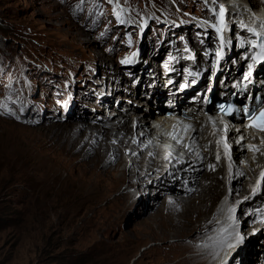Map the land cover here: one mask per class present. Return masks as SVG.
Segmentation results:
<instances>
[{
  "label": "rangeland",
  "instance_id": "1",
  "mask_svg": "<svg viewBox=\"0 0 264 264\" xmlns=\"http://www.w3.org/2000/svg\"><path fill=\"white\" fill-rule=\"evenodd\" d=\"M191 1L200 5L193 6ZM236 2L251 6L257 15L263 13L251 0H0V25L6 28H0V264H160V256L176 251L172 246L180 241L138 240L133 231L136 221L126 225L142 194L129 201L123 217L114 226L106 225V215L99 211L108 206L106 201L97 205L80 203L74 198L61 200L44 178L30 170L34 146L30 138L13 132L40 131L49 124L41 122L44 117L48 120L53 115H63L76 105L102 111L104 105L90 95H105L107 88L100 87L111 76L124 74L134 79L138 69L135 74L124 71L128 65L134 66L135 54L144 50L146 43L153 41L157 47L162 46V34L171 28L168 22L175 28L167 47H173V40L182 41L188 26L196 36L207 39L202 27L213 20L204 15L219 12L221 5L227 11ZM238 28L246 30L243 24ZM211 29L215 30L212 26ZM79 32L86 37L78 36ZM146 35L145 40L141 39ZM216 35L219 36L217 32L212 36ZM99 55L112 62L104 67ZM125 60L129 64L122 62ZM183 64L178 61L179 78L183 76ZM142 67L147 68L146 61ZM150 74L152 80H161L158 70L152 69ZM78 89L85 101L77 98L76 104ZM124 93L128 94L127 89ZM122 101L115 99L114 104ZM114 117L117 116L109 119ZM82 121L76 116L73 125ZM145 188L147 194H154L153 186H146L145 182ZM134 190L131 189L135 193ZM250 227L251 224L241 234L244 241L236 247L232 254L235 259L229 264H240L236 255L264 236V226ZM149 248L159 252L143 256ZM255 256L257 264H264V252Z\"/></svg>",
  "mask_w": 264,
  "mask_h": 264
},
{
  "label": "bare ground",
  "instance_id": "2",
  "mask_svg": "<svg viewBox=\"0 0 264 264\" xmlns=\"http://www.w3.org/2000/svg\"><path fill=\"white\" fill-rule=\"evenodd\" d=\"M251 1L254 7L259 10L260 4L264 7V0ZM190 3L193 6L200 5L196 2L194 5L192 1ZM211 7L213 8V6ZM262 12V15H257L247 4L231 3L227 11H224L226 27L222 32L217 31L220 24L218 12L213 13L212 16L211 14L204 15L213 20L211 24L208 23L202 27L208 34L207 39L204 36H196V32L188 26L190 22L186 19L188 34L180 42L173 40V47H167V43L172 40L171 31L175 26L168 22L171 28H166L165 33L162 34L161 40L164 39L162 46L157 47L153 41L146 43L145 49L140 50L137 55L135 54L132 62L134 66L125 67L124 72L134 71V74L138 69L134 79H128L124 74L116 78L111 76L110 79H107V83H102L103 85L101 84L100 87L107 88L105 95L99 98L90 95L95 97L98 104L104 105L103 110L109 105L115 106V99H122L123 101L118 104L117 108L120 111L128 108L126 113L128 119L117 112L106 111L109 113H104L103 110L95 112L76 105L74 109L63 115L54 116L52 114V118H48V120L44 117L45 120H41V122L49 124L48 127H42L40 131L18 129L13 132L17 136L30 138L34 144L30 170L39 178H44L43 181L57 192V196L61 200L69 201L74 198V201L80 203L97 205L106 201L108 206H103L99 211L106 215L105 220L108 226L116 225L123 217L129 201L133 202L136 195L142 194L140 204L126 225L136 221L137 225L133 231L138 234V240L148 239L162 243L171 239L172 242L180 241L181 243L172 246L176 251L160 256L158 258L160 264H229L231 259H235L232 254L236 248L233 250L227 246L229 243L235 242L232 240L233 229L242 234L250 224L252 228L264 226L262 222L264 213L257 216L253 206L261 208V212H264V207L252 202L253 196H250L251 193L247 189L248 183H243V178L237 175L238 168L232 165V172L237 176L232 175L231 182L224 177L225 173L222 172L224 166H221L217 174L206 171L205 162H200V160L207 158L208 155L200 156L196 150L201 146L198 139L204 138V135L187 134L183 140L184 147L193 149L192 157H197L199 160L191 161L189 172L197 178L193 184V181L189 179L191 190L188 193L184 192L176 181L175 189H169L171 187L170 180L175 179L173 171H165L162 175L160 166L152 164L151 161L145 167V158L141 152L129 159L137 142L144 139L143 136H138L137 130L132 126V120L136 119L135 123L138 128H146L147 132L151 131L153 134L159 133V129H156L157 124L164 129L180 133L176 127L168 125L165 114L167 112L173 115L179 114L180 109L190 114L197 108L194 101L197 102L201 99L198 92L203 90L202 85L211 71L212 35L217 32L219 36L228 37V46L218 69V82L225 79L223 84L225 87L229 79H238L240 72H237L241 69L240 67H244L250 55L255 52V47L252 46L255 44L252 33L256 31L259 34H264V11ZM242 24L246 27L245 31L238 30V26ZM211 26L215 30L211 29ZM234 34H236L235 39L234 37L232 39ZM77 35L81 38L86 37L81 32ZM146 37L147 35L141 39L145 40ZM84 41L88 42L87 39ZM206 47L207 49H205ZM167 54L169 57L165 58ZM99 56L104 67L105 63L112 62L103 55ZM145 61L147 68L142 67ZM178 61L187 66L184 70L182 65L183 76L181 78L177 76ZM157 66H160V69ZM258 67L261 71H257L256 74H264V64ZM152 69L159 71L160 77L158 78L161 80H152L148 76H151L150 70ZM187 69H190V72L186 74ZM197 72L201 74L202 82L199 84L196 80L195 84L197 85H192ZM183 82L185 87L179 88L178 85ZM126 86L128 87L126 88ZM193 88H200V90L185 92ZM126 89L128 94L124 93ZM217 89L218 84L215 91ZM140 97L148 100L147 105L151 108H145L144 104L139 102ZM77 98L81 102L85 101V98L80 96L79 89L76 95V104L79 101ZM138 106H142L141 110ZM130 111L134 114L129 115ZM107 115L108 117H106ZM76 116L83 119L80 125H73V118ZM113 116L117 117L109 119ZM101 117L103 118L101 119ZM154 117L157 124L153 122ZM57 118L59 120H56ZM239 124H235V130ZM12 128L16 129L17 127L13 126ZM223 130L225 129L223 128ZM229 133V140L231 139L233 145L238 147L235 149L236 156H238L242 148L237 146L236 131L231 130ZM232 136L235 137L232 138ZM210 141L212 142L211 137L203 140L207 144H210ZM131 143L132 145H130ZM237 161L245 173V177H249L250 172L256 174L258 170L264 168V162L260 159L247 161L250 171L243 167L242 159H237ZM207 163H213V160H208ZM225 170L229 174L228 167ZM145 182L146 186H153L151 191L154 193L153 195L146 193ZM132 188H135V193L131 191ZM261 194L260 203L263 204L264 192L262 191ZM113 195L114 197H112ZM162 195L165 196L164 199L161 198ZM244 195L247 198L240 204V198ZM246 204V207L243 206ZM231 208L236 209L234 214L230 211ZM245 208H248L247 213L243 214ZM233 215L236 219L235 225L230 219ZM213 231L216 233L211 235ZM130 240L136 241L134 238ZM158 252L157 248H149L143 256H153ZM243 252L247 253L246 257H243ZM243 252L236 255L240 264H250V262L257 264L258 257L255 256V253L260 255L264 252V236H261Z\"/></svg>",
  "mask_w": 264,
  "mask_h": 264
},
{
  "label": "snow or ice",
  "instance_id": "3",
  "mask_svg": "<svg viewBox=\"0 0 264 264\" xmlns=\"http://www.w3.org/2000/svg\"><path fill=\"white\" fill-rule=\"evenodd\" d=\"M213 3H215V0H213ZM224 11H225L224 6L221 5L220 6V10L217 13V15L219 16V20H220V24L217 27V31L218 32L224 31L225 30V27H226L225 26V23H224ZM117 18L118 19H121L119 13H117ZM121 22L123 23L124 21L121 19ZM252 46L253 47H259V49H260L259 54L256 55V56H254L253 59L256 60V61L264 60V42L260 43L259 45L253 44ZM217 55H220V53H217ZM122 62L123 63H128L130 61L129 60H125V61H122ZM249 67H251V65H249ZM221 111L231 112L232 109L231 108L225 109V108L222 107L221 108ZM258 115H259V117L264 118V107L258 108L255 113H253L252 115H250L248 117V119H250L252 121H255V120H257ZM260 130L264 131V127H261ZM213 135H215V133H213ZM178 143H179V141H178ZM217 143L220 144V143H222V141L218 140ZM223 146H224V150H225V155L228 156L229 155V152H228L229 146L227 145V143H224ZM252 150L254 152H258L259 151V149L256 148L255 146L252 147ZM216 159H217V161H219V159H220L219 152H217V154H216ZM229 160H231V157L230 156H229ZM210 167L213 170L215 169V165H210ZM228 171H229V177H228V179H229V182H231V179H232V164L231 163H229V165H228ZM261 176L264 177V172L261 173ZM257 191H258V188H254L253 189V195H255L257 193ZM230 211L234 214L235 211H236V209L235 208H231ZM230 219L232 220L233 225H235L236 224L235 216L234 215L231 216ZM233 233L234 234L232 235V240L235 241V242L234 243H229L227 246H228L229 249H233L234 250L238 245H240V244L243 243L244 236L241 235L238 232H235V229H233Z\"/></svg>",
  "mask_w": 264,
  "mask_h": 264
},
{
  "label": "clouds",
  "instance_id": "4",
  "mask_svg": "<svg viewBox=\"0 0 264 264\" xmlns=\"http://www.w3.org/2000/svg\"><path fill=\"white\" fill-rule=\"evenodd\" d=\"M70 110H72V109H70ZM70 110H68V111H70ZM130 145H132V143H131ZM136 150H137V148H135L134 152H133V153H131V156H130V157H132V158H133V157L136 155V153H135V152H136ZM138 153H139V152H138ZM138 153H137V154H138ZM141 153L143 154V157H144V158H146V157H145V155H146V154L144 155V153H143V152H141ZM132 158H131V159H132ZM145 161H146V159H145ZM148 162H150V161H148ZM148 162H147V163H148ZM147 163H146V164L144 163L145 167H147Z\"/></svg>",
  "mask_w": 264,
  "mask_h": 264
},
{
  "label": "trees",
  "instance_id": "5",
  "mask_svg": "<svg viewBox=\"0 0 264 264\" xmlns=\"http://www.w3.org/2000/svg\"><path fill=\"white\" fill-rule=\"evenodd\" d=\"M0 28L2 29V30H6V28H4V27H1V25H0ZM0 44H2V41H0ZM186 65L185 66H183V69L185 70L186 69Z\"/></svg>",
  "mask_w": 264,
  "mask_h": 264
}]
</instances>
